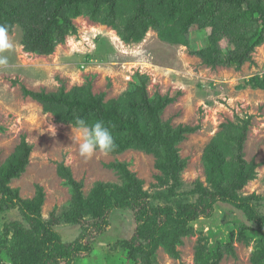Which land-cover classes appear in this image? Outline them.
Wrapping results in <instances>:
<instances>
[{
  "label": "trees",
  "instance_id": "obj_1",
  "mask_svg": "<svg viewBox=\"0 0 264 264\" xmlns=\"http://www.w3.org/2000/svg\"><path fill=\"white\" fill-rule=\"evenodd\" d=\"M80 17L111 27L129 45L142 42L155 30L164 41L189 47L193 29L198 33L210 29L207 46L193 54L211 68L240 70L254 63L255 50L264 45V0H0V24L20 28L25 52L39 56L53 55L76 34L74 21ZM148 82V76L137 75L126 92L109 102L104 94H93L91 83L69 91L62 85L51 93L23 87L25 96L38 102L56 123L72 126L75 117L103 120L116 144L108 154L136 150L152 155L159 172L153 186L157 191L150 194L128 163L115 161L107 168L116 173L119 183L98 182L85 195L84 183L62 162L57 174L70 190L71 201L62 214L53 211L46 220V194L41 186L30 200L10 187L26 171L32 153V146L23 139L6 163H0V215L8 211L20 215L19 220L2 225L0 264H76L92 255L118 213H128L133 226L131 237L120 241V263L156 264L161 249L179 259L183 240L197 234L195 223L212 219L219 204L230 206L243 219L226 222L224 238L220 233L224 231L205 236L201 230L194 264H221L225 256H235L236 242L253 243L251 264H264V213L258 207L263 198L241 193L258 174V165L247 162L244 153L250 120L221 125L203 152L205 182L196 181L181 201L187 160L180 157L179 145L200 127H175L163 121L165 109L177 98L150 96ZM248 83L264 88L259 77ZM190 197L192 202L187 201ZM62 223L78 228L76 240H63L56 229Z\"/></svg>",
  "mask_w": 264,
  "mask_h": 264
},
{
  "label": "rangeland",
  "instance_id": "obj_2",
  "mask_svg": "<svg viewBox=\"0 0 264 264\" xmlns=\"http://www.w3.org/2000/svg\"><path fill=\"white\" fill-rule=\"evenodd\" d=\"M74 24L77 33L70 35L50 56L26 53L22 31L15 28L10 36L16 46L5 53L8 66L0 67V163H6L23 139L33 148L26 171L10 184L11 188L19 190L22 199H33L41 186L46 194L44 218L49 219L53 211L62 214L71 201L70 190L57 174L62 162L78 182L84 183L85 195L98 182L119 183L116 173L107 168L115 161L128 163L130 170L144 182V189L154 195L157 189L153 186L159 172L152 155L136 150L120 155L97 151L92 158L85 159L71 139L72 126L56 123L51 114L23 91L24 87L33 92L51 93L62 85L69 91L91 83L93 94H104V101L109 102L126 92L137 75H144L149 77L150 96L161 94L177 98L165 109L163 121H170L175 127H200L179 145L180 157L187 160V167L182 174L183 186L179 192L182 196L178 198L186 199L183 193L192 190L196 181L205 182L203 152L221 130V125L249 119L251 125L244 153L247 162L258 165V174L241 193L262 197L258 207L264 213V88L248 83L253 77H259L264 83V45L255 50L254 63H247L240 70L211 68L193 54L207 46L210 29L206 33L193 29L189 47L166 42L155 30H150L142 42L129 45L117 31L95 24L88 17H80ZM193 200L190 197L187 201ZM161 202L164 201H155L156 204ZM118 214L108 232L96 242L92 255L76 264H123L118 258V254L122 255L120 241L131 237L133 226L128 213ZM235 217L243 219L242 214L230 206L219 204L212 219L195 223L197 234L183 240L178 248L179 259L171 258L161 249L156 264H194L200 231L208 236L210 232L221 230L224 238L228 233L225 232L226 222ZM19 219L18 211L2 213L0 233L4 222ZM56 229L67 243L76 240L79 234L78 228L70 224L62 223ZM234 246L235 256H225L221 264H251L254 244L246 246L236 242Z\"/></svg>",
  "mask_w": 264,
  "mask_h": 264
},
{
  "label": "clouds",
  "instance_id": "obj_3",
  "mask_svg": "<svg viewBox=\"0 0 264 264\" xmlns=\"http://www.w3.org/2000/svg\"><path fill=\"white\" fill-rule=\"evenodd\" d=\"M12 31L13 25L0 24V67L8 66L9 60L5 53L16 46L10 36ZM71 139L73 144L78 145L79 155L85 159L92 158L97 151L109 153L116 148L112 131L103 120L89 122L85 118L75 117Z\"/></svg>",
  "mask_w": 264,
  "mask_h": 264
},
{
  "label": "built area",
  "instance_id": "obj_4",
  "mask_svg": "<svg viewBox=\"0 0 264 264\" xmlns=\"http://www.w3.org/2000/svg\"><path fill=\"white\" fill-rule=\"evenodd\" d=\"M82 68H85V66L83 65Z\"/></svg>",
  "mask_w": 264,
  "mask_h": 264
}]
</instances>
